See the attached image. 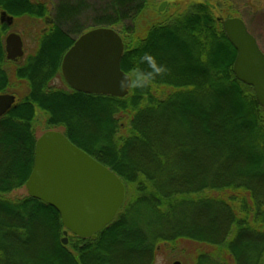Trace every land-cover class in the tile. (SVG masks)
Wrapping results in <instances>:
<instances>
[{"label":"trees","instance_id":"16d2710c","mask_svg":"<svg viewBox=\"0 0 264 264\" xmlns=\"http://www.w3.org/2000/svg\"><path fill=\"white\" fill-rule=\"evenodd\" d=\"M55 1L0 0V94L11 89L8 65L28 85L0 118V264H156L161 245L179 240L209 248L194 264H264V109L235 77L237 52L211 7L194 3L128 44L147 0ZM4 14L49 24L23 62L7 60ZM99 27L121 35L127 75L145 52L167 71L124 98L71 89L63 57ZM39 113L46 131L62 129L125 186L95 240L70 234L65 246L54 208L7 198L33 170Z\"/></svg>","mask_w":264,"mask_h":264},{"label":"water","instance_id":"95a60500","mask_svg":"<svg viewBox=\"0 0 264 264\" xmlns=\"http://www.w3.org/2000/svg\"><path fill=\"white\" fill-rule=\"evenodd\" d=\"M167 3H163L161 12ZM8 27L14 19L2 16ZM222 29L235 48L234 75L252 88L264 109V53L256 38L239 18L222 21ZM8 61L25 56L20 35L9 33L5 39ZM125 45L114 29L99 27L82 34L64 55L61 74L73 90L88 95L124 98L119 81L127 74L121 68ZM16 103L11 94H0V118ZM25 188L28 195L54 208L65 231L63 245L73 234L80 239L95 240L110 225L122 208L126 192L121 179L106 166L79 149L60 131H47L36 142L34 166ZM174 264H181L175 262Z\"/></svg>","mask_w":264,"mask_h":264},{"label":"rangeland","instance_id":"374dc122","mask_svg":"<svg viewBox=\"0 0 264 264\" xmlns=\"http://www.w3.org/2000/svg\"><path fill=\"white\" fill-rule=\"evenodd\" d=\"M42 1L48 4L56 2L55 0H33ZM163 3H167V7L161 12ZM206 3L211 7L216 18L222 21L226 19L239 18L242 19L249 32L256 38L258 45L264 53V0H147V7L135 22V31L132 35L125 38L126 43L134 44L144 39L149 30L157 25L166 24L172 17L185 12L192 4ZM50 21V18H48ZM50 23V22H49ZM49 24L46 21H33L29 18L14 19L13 25L10 27L9 33L20 35L24 42L25 57L34 54L37 50L36 37L47 28ZM18 62V63H20ZM8 71L11 75V89L8 94L22 98L28 93V85L25 81H19L14 77V66L8 65ZM54 86L65 88V84L58 79L54 82ZM45 118L40 113L37 115V124L35 131L38 138L46 132ZM84 123V122H83ZM120 125L126 126V118L121 117ZM62 131V129H59ZM28 196L25 187L9 194L7 198L11 200H22ZM70 234L68 238H70ZM209 251V248L199 244L179 240L174 245H161L156 256V264H194L198 254L203 251Z\"/></svg>","mask_w":264,"mask_h":264},{"label":"clouds","instance_id":"9594fccd","mask_svg":"<svg viewBox=\"0 0 264 264\" xmlns=\"http://www.w3.org/2000/svg\"><path fill=\"white\" fill-rule=\"evenodd\" d=\"M140 65H145L146 67H140ZM166 71V67L158 64L152 54L145 52L139 57L137 66L132 72L119 81V89L121 92H126L128 89H143L148 86L157 75Z\"/></svg>","mask_w":264,"mask_h":264},{"label":"flooded vegetation","instance_id":"af4514ba","mask_svg":"<svg viewBox=\"0 0 264 264\" xmlns=\"http://www.w3.org/2000/svg\"><path fill=\"white\" fill-rule=\"evenodd\" d=\"M48 21H49V20H48ZM24 51H25V49H24ZM24 57H25V56H24ZM21 60H22V59H20V60H18V61H15V62L18 63V62H20ZM7 94H8V93H7ZM14 96H15V95H14ZM15 97H16V96H15ZM18 100H19V98L16 97V103H17ZM16 103H15V104H16ZM15 104H14V106H15Z\"/></svg>","mask_w":264,"mask_h":264}]
</instances>
